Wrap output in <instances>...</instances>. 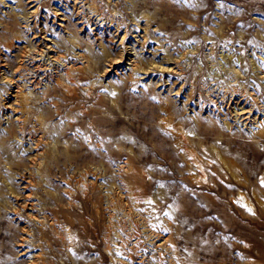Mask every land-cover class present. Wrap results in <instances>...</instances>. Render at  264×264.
Here are the masks:
<instances>
[{"label":"rangeland","instance_id":"374dc122","mask_svg":"<svg viewBox=\"0 0 264 264\" xmlns=\"http://www.w3.org/2000/svg\"><path fill=\"white\" fill-rule=\"evenodd\" d=\"M0 264H264V0H0Z\"/></svg>","mask_w":264,"mask_h":264},{"label":"bare ground","instance_id":"6f19581e","mask_svg":"<svg viewBox=\"0 0 264 264\" xmlns=\"http://www.w3.org/2000/svg\"><path fill=\"white\" fill-rule=\"evenodd\" d=\"M101 30H102V29H101ZM107 30H108V29H107ZM99 31H100V30H99ZM110 31H111V30H110ZM116 31H117V30H116ZM45 64H46V63H45ZM36 68H37V67H36ZM42 68H43V67H42ZM40 70H41V68H40ZM40 70H39V71H40ZM42 70H43V69H42ZM45 71H46V69H45ZM40 72H41V71H40ZM41 73H42V72H41ZM44 73H45V72H44ZM49 73H50V72H49ZM48 75H49V74H48ZM31 76H32V75H31ZM20 77H21V76H20ZM28 77H29V76H28ZM28 77H27V78H28ZM22 78H24V77H22ZM33 79H34V78H33ZM26 80H27V79H26ZM31 80H32V79H31ZM39 82H41V81H39ZM33 83H34V82H33ZM37 84H38V83H37ZM56 84H57V83H56ZM33 85H34V84H33ZM35 85H36V84H35ZM38 85H39V84H38ZM36 86H37V85H36ZM27 105H28V104H27ZM239 106H240V104H239ZM246 108H247V107H246ZM248 110H249V109H248ZM244 111H245V110H244ZM250 112H251V111H250ZM244 113H245V112H244ZM251 113H252V112H251ZM243 115H244V114H243ZM248 115H249V114H248ZM250 116H251V115H250ZM244 118H246V117H244ZM256 118H257V116H255V119H256ZM258 120H259V119H258ZM261 120H262V119H261ZM253 122H255V121H253ZM261 125H262V124H261ZM27 200H28V199H27ZM27 200H26V201H27ZM30 204H31V203H30ZM30 204H29V205H30ZM32 208H33V207H32Z\"/></svg>","mask_w":264,"mask_h":264}]
</instances>
